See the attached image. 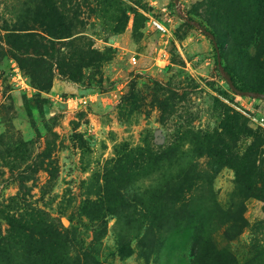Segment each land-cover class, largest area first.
<instances>
[{"label":"rangeland","instance_id":"1","mask_svg":"<svg viewBox=\"0 0 264 264\" xmlns=\"http://www.w3.org/2000/svg\"><path fill=\"white\" fill-rule=\"evenodd\" d=\"M209 33L264 90V0H0V264H264V99Z\"/></svg>","mask_w":264,"mask_h":264},{"label":"trees","instance_id":"2","mask_svg":"<svg viewBox=\"0 0 264 264\" xmlns=\"http://www.w3.org/2000/svg\"><path fill=\"white\" fill-rule=\"evenodd\" d=\"M15 34L16 33H11V34H9L7 36L6 42H7L8 45H11V46L15 45V38H16ZM211 43H212V41H211ZM218 46H219V50H220V57H221V60H222V56L224 57V50H223L224 48L222 49L219 44H218ZM29 48H30V46H29ZM214 58H215V66H216L217 69L220 70V68L218 66V63H217V59H216V52H214ZM222 67H223V74L226 75L225 76V75L222 74V76L224 77L225 81L227 82V84H228V80L231 81V83L235 86V88L238 91L252 90V91H258V92L264 93V90L262 88H260V87H251V86L249 87L248 85H250V84H248V83L250 82V78H248V77L245 78L246 80H244V85L243 86H238L236 84V80H235L234 74L229 69V67L227 65H225V64H223ZM232 129H234V125H232L229 130L232 131ZM233 132H234V130H233ZM229 133H231V132H229ZM220 139L221 138H219V140L215 143V145H217V146H215L216 148L218 147V144L221 142ZM254 146H255V148H257L258 147V142H255ZM254 154H255V152L251 151L250 157H249L250 161L253 160L252 158H253ZM177 181H178V183H171L169 185V187L167 188V191H166V195L167 196L166 197H168V200H167L168 201V205H172L173 206V204L175 205L177 202L181 201V199L183 197L182 194L185 191V187L188 186L187 183L190 181V179L182 178V179L177 180ZM171 182H173V181H171ZM56 249L58 250L59 248L56 247ZM57 250H54V248H53L52 251H54V253H56ZM45 252H46V250L44 251V253ZM44 253L42 255H44ZM45 264H52V262L45 260ZM54 264H56V263H54Z\"/></svg>","mask_w":264,"mask_h":264},{"label":"water","instance_id":"3","mask_svg":"<svg viewBox=\"0 0 264 264\" xmlns=\"http://www.w3.org/2000/svg\"><path fill=\"white\" fill-rule=\"evenodd\" d=\"M209 36H210V39H211V41L213 43L214 50L216 52V59H217L218 66H219L220 70L223 72V67H222V61H221V57H220L219 46H218L217 42L215 41L214 35L211 34V33H209ZM228 84H229V86L231 87V89L233 91H235V92H237V93H239L241 95H248V96H253L255 98L264 99V93H261V92H258V91H252V90L238 91L235 88V86L231 83V81L228 80Z\"/></svg>","mask_w":264,"mask_h":264},{"label":"built area","instance_id":"4","mask_svg":"<svg viewBox=\"0 0 264 264\" xmlns=\"http://www.w3.org/2000/svg\"><path fill=\"white\" fill-rule=\"evenodd\" d=\"M152 24H153V26H154V28H155L156 30H164V27H163L160 23H158V22H156V21H153ZM131 61H132V62H135V61H136L135 56H132V57H131Z\"/></svg>","mask_w":264,"mask_h":264}]
</instances>
